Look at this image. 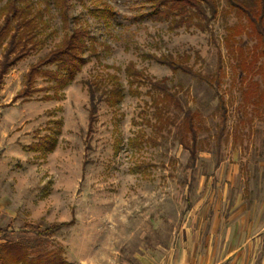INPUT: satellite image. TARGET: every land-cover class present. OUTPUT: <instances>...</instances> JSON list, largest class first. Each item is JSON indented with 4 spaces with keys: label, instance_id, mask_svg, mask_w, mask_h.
I'll use <instances>...</instances> for the list:
<instances>
[{
    "label": "rangeland",
    "instance_id": "obj_1",
    "mask_svg": "<svg viewBox=\"0 0 264 264\" xmlns=\"http://www.w3.org/2000/svg\"><path fill=\"white\" fill-rule=\"evenodd\" d=\"M7 1L17 7L30 4L25 16L35 15L38 43L0 78V156L6 146L10 151L5 157L16 158L2 171L6 176L15 171L5 185L21 200L17 214L0 217V225L19 228L32 222L45 227L71 221L53 236L69 258L136 264L134 255L167 247L191 208L198 207L193 217L203 220L209 216L203 208L211 212L219 207L225 219L245 213L264 223V94L256 99L264 90V71L258 67L262 58L251 68L235 66L223 39L225 26L238 19L233 12L223 14V0L203 30L152 20L150 0H68L66 29L54 0H0V24ZM98 1L113 9L108 21L91 13ZM73 17L88 25L98 54L62 89L54 91V80L43 73L34 74L25 86L30 66L59 41ZM253 41L245 33L236 37L246 50ZM166 54L186 55L184 62L196 75L172 73L150 58ZM219 61L220 86L212 87L197 74L214 75ZM128 65L145 79L127 83ZM109 75L122 84V99L112 107L101 100L89 122L87 83ZM164 77L182 105L198 115L201 150L191 168L187 150L173 137L174 128L152 126L156 93L146 81ZM103 84L111 87V81ZM217 95L226 107L219 146ZM52 138L54 149L45 153L44 144Z\"/></svg>",
    "mask_w": 264,
    "mask_h": 264
},
{
    "label": "trees",
    "instance_id": "obj_2",
    "mask_svg": "<svg viewBox=\"0 0 264 264\" xmlns=\"http://www.w3.org/2000/svg\"><path fill=\"white\" fill-rule=\"evenodd\" d=\"M151 9L148 16L152 20L160 21L168 19L171 27L194 26L203 30V24L213 19L218 12L220 0H150ZM225 8L223 14L233 12L237 17V23L225 26L226 34L224 44L227 46L231 56L235 58V66L240 69L251 68L262 58L259 64L260 71H264V0H223ZM61 13V26L66 29L69 17L64 13L68 0H54ZM93 4L91 13L100 19L108 21L113 16V9L106 3L98 1ZM5 13L0 24V78L9 67L19 61L27 52L33 50L38 43L37 22L30 14V4L17 7L14 2H6L3 6ZM24 15V16H23ZM242 20V21H241ZM13 22V23H11ZM203 22V23H202ZM71 27L63 33L57 43L38 61L31 65L26 74L25 86L31 83L32 76L43 73L52 78L54 91L62 89L75 79L81 67L90 56H96V42L86 23H81L79 18L73 17L70 21ZM21 33V34H20ZM245 33L254 38L251 48L236 44V37ZM29 43L30 45H28ZM246 50V51H245ZM156 62L165 65L172 73L178 71L193 74L185 64L187 56L151 55ZM51 64L54 70L40 69L41 65ZM221 61L218 62L217 71L214 75L198 77L205 80L212 87L220 86ZM127 83L143 79L140 72L132 65L125 68ZM145 79V78H144ZM143 79V80H144ZM149 89L155 91L152 98L154 118L153 127L156 130L174 128L173 137L177 143L188 152V168H191L201 150L198 137L201 129L198 123V115L189 107H185L170 90L167 78L159 80L147 79ZM111 81V87L104 89L103 82ZM140 82V81H138ZM89 96V122H92L97 114L98 103L104 100L112 107L122 99L124 88L115 76L99 77L93 82L87 83ZM97 91L99 93L97 94ZM22 94V93H20ZM18 96H21V95ZM24 94V91H23ZM264 90L260 91L258 97H262ZM104 96V97H103ZM245 97V96H244ZM257 103L258 101H253ZM216 110L219 114L218 131L216 133V144L219 146L221 138L225 134L226 107L221 95H217ZM48 141V140H47ZM45 142L44 152L52 151L55 146V138ZM71 224L68 222L50 223L43 227L39 223L26 222L19 228H14L11 223L0 226V264H68L64 258V248L53 241V236L63 227Z\"/></svg>",
    "mask_w": 264,
    "mask_h": 264
},
{
    "label": "crops",
    "instance_id": "obj_3",
    "mask_svg": "<svg viewBox=\"0 0 264 264\" xmlns=\"http://www.w3.org/2000/svg\"><path fill=\"white\" fill-rule=\"evenodd\" d=\"M13 140V137L8 139V143L11 145ZM4 151H10V148L5 146ZM5 152L0 156V217L13 218L18 212L21 200L17 199V194H13L11 190V193H8L6 185L15 175V171L6 176L3 175L2 167L16 163V158L11 155L5 157ZM196 210L198 207L188 211L186 221L173 234L167 247H158L152 254L134 255L135 263L264 264V235H260L264 223L250 219L245 213L225 219L219 215V207H214L211 212L210 208H203L209 213L206 220H203V217H193ZM198 218L200 220H197ZM64 258L68 264H98L94 262L95 259L69 258L65 254ZM99 260V264H118L108 258Z\"/></svg>",
    "mask_w": 264,
    "mask_h": 264
}]
</instances>
